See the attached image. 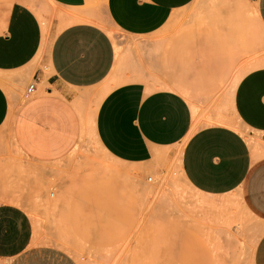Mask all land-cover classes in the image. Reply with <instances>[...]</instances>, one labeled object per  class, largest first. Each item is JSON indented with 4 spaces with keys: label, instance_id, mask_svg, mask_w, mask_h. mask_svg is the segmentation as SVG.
Segmentation results:
<instances>
[{
    "label": "crops",
    "instance_id": "1",
    "mask_svg": "<svg viewBox=\"0 0 264 264\" xmlns=\"http://www.w3.org/2000/svg\"><path fill=\"white\" fill-rule=\"evenodd\" d=\"M49 1L70 11H52L58 17L86 15L100 1L108 19L131 35L164 29L166 51L181 61L171 70L166 64L165 80L153 83L157 88L135 68L128 74L136 78L111 83L92 110L93 91L107 82L115 63L108 34L93 23L75 22L49 37L29 0H0V80L33 83L22 101L0 83V128L11 130L18 151L34 161H53L89 135L114 160L139 163L163 156L158 148L179 145L180 173L190 187L209 196L242 190L249 209L264 217V0L248 1L251 14L239 26L226 21L233 9L209 6L208 0ZM211 12L224 25H185ZM189 68L201 83H225L229 71L242 69L231 81L232 113L240 126L194 123L181 86L194 77ZM32 241L26 210L0 201V264H77L67 253ZM252 264H264V232Z\"/></svg>",
    "mask_w": 264,
    "mask_h": 264
},
{
    "label": "rangeland",
    "instance_id": "2",
    "mask_svg": "<svg viewBox=\"0 0 264 264\" xmlns=\"http://www.w3.org/2000/svg\"><path fill=\"white\" fill-rule=\"evenodd\" d=\"M208 1L209 6L216 3L233 9L226 21H235L237 26L251 14L249 0ZM28 5L49 37L75 22L93 23L110 37L115 63L107 82L93 91L92 110L111 83L136 78L128 74L135 68L157 88L153 83L165 80L166 64L171 70L172 64L174 69L181 61L171 59L170 48L166 51L164 29L144 36L128 34L108 19L100 1L92 3L88 14L73 17L54 16L52 11L69 10L49 0H29ZM203 17L191 18L185 25L225 23L212 12ZM142 41L147 44L141 49ZM237 68L222 78L225 83L197 82L203 78L189 68L194 77L181 86L187 90L184 94L197 126L230 121L239 125L231 106L236 86L231 81L242 71ZM120 71L125 73L122 79ZM0 83L22 101L32 81ZM251 136L259 139L256 133ZM74 147L59 159L34 161L18 151L9 128H0V201L26 210L33 224L32 245L57 248L77 264H252L255 245L264 232V217L249 209L242 190L209 196L190 187L180 173L181 146L158 148L163 156L139 163L114 160L89 135ZM230 237L233 243L226 244ZM219 242L222 250L216 249Z\"/></svg>",
    "mask_w": 264,
    "mask_h": 264
},
{
    "label": "built area",
    "instance_id": "3",
    "mask_svg": "<svg viewBox=\"0 0 264 264\" xmlns=\"http://www.w3.org/2000/svg\"><path fill=\"white\" fill-rule=\"evenodd\" d=\"M32 89H33V83H30V84L27 86V88H26V93H27V94H28V93H31Z\"/></svg>",
    "mask_w": 264,
    "mask_h": 264
},
{
    "label": "bare ground",
    "instance_id": "4",
    "mask_svg": "<svg viewBox=\"0 0 264 264\" xmlns=\"http://www.w3.org/2000/svg\"><path fill=\"white\" fill-rule=\"evenodd\" d=\"M115 43H117V41Z\"/></svg>",
    "mask_w": 264,
    "mask_h": 264
}]
</instances>
